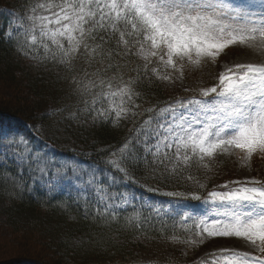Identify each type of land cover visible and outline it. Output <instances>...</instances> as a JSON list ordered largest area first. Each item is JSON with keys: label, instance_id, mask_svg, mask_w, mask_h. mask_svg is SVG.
Returning <instances> with one entry per match:
<instances>
[{"label": "snow or ice", "instance_id": "1", "mask_svg": "<svg viewBox=\"0 0 264 264\" xmlns=\"http://www.w3.org/2000/svg\"><path fill=\"white\" fill-rule=\"evenodd\" d=\"M19 20L18 55L32 67L73 74L76 111L64 106L54 115H83L93 125L131 120L133 127L103 166L58 158L0 129V164L10 160L20 169L12 180L17 194L27 176L49 193L83 201L85 216L105 225L131 209L126 229L171 231L173 242L194 251L211 244L192 264H264V175L251 174L253 158L264 160V0H30ZM79 61L92 71L75 75ZM208 64L222 69L210 86L140 110L137 89L145 82H179L193 92L184 84L187 72ZM234 155L247 173L209 190L207 173L224 171ZM141 171L160 184L191 182L197 191H163L172 199L159 201L137 195L145 189L136 179Z\"/></svg>", "mask_w": 264, "mask_h": 264}, {"label": "trees", "instance_id": "2", "mask_svg": "<svg viewBox=\"0 0 264 264\" xmlns=\"http://www.w3.org/2000/svg\"><path fill=\"white\" fill-rule=\"evenodd\" d=\"M29 2L0 0V87L7 85L16 92V96L8 100L0 97V125L20 127L29 140L51 146L64 158L103 166L102 161L108 156V150L113 151L120 145L129 135L133 123L126 120L118 125H93L88 122L90 118L86 119L83 115L79 120H64L54 115L57 109L64 106H69V110L75 112L79 101L69 93L68 80L72 73L51 64L32 67L29 60L18 55L15 44L18 33L13 32V29L20 22V14H26ZM76 69L77 76H83L84 70L92 71L83 61L77 62ZM137 90L142 93V98L136 100L141 105V111L170 96L195 94L184 91L173 93L163 85L147 82ZM49 108L50 113L43 114ZM63 115L67 116L68 113L64 112ZM222 167V172L207 173L212 178V183L208 184L209 190L213 183L235 179L237 164L234 157L227 159ZM19 170L10 160L7 166L0 164V222L5 224L3 229L24 237L20 247L23 251L10 254L5 264H135L141 261L140 257L148 250V242L155 244L171 240V231L162 232L157 228L136 232L126 229L123 218L131 209L120 213L118 223L108 225L96 220L90 213L86 217L83 201L77 202L74 196L70 197L62 191L49 193L39 183L33 184L27 176V187L22 195L17 194L12 180L17 178ZM192 174L198 175L195 168ZM136 179L145 185V189H160V192L150 193L138 188L137 195L143 193L158 201L172 199L161 195L163 191H197L191 182L177 183L173 180L160 184L146 178L142 171L136 173ZM199 194L203 195L204 192L200 191ZM184 203L192 206L195 201ZM89 204L94 207L91 201ZM176 235L183 237L186 233L177 231ZM29 242H33L34 249L26 245ZM39 246L45 247L49 253L40 250Z\"/></svg>", "mask_w": 264, "mask_h": 264}, {"label": "rangeland", "instance_id": "3", "mask_svg": "<svg viewBox=\"0 0 264 264\" xmlns=\"http://www.w3.org/2000/svg\"><path fill=\"white\" fill-rule=\"evenodd\" d=\"M228 60H229V57H224V59L220 63L223 64L227 62ZM220 70H222L220 67H215V66H212L211 64L206 65L202 69L189 70L186 74L184 84L185 86L192 88L193 93H195V90L198 89L199 87L210 86L212 83H214V78L216 74L218 73V71ZM167 90L173 93L183 92V89L179 87V82L176 87L167 88ZM15 96H16V92L14 89H10L7 85H5L4 87H0V97L1 98L8 100ZM140 109H141V105H140ZM50 110L51 108L46 109L43 112V114L50 113ZM38 126L41 127V125H38ZM0 129H3L5 131L12 130L14 133L17 134L14 137L16 141H18L21 137L26 138L28 141L31 142V144L35 148L43 149L45 152L51 155H54L58 158L68 160V158H64L63 156H60L59 154H57L51 146L47 145V147H45V145H41L40 142H32L31 140H29L27 138V135L25 134V131H21L20 127H15V126H10V125H0ZM40 141H42L41 138H40ZM8 142L12 143L13 137H10ZM14 150L22 151L23 149L21 148V149H14ZM232 157L235 158L236 164H237V170H236V176H235V179H237L241 177L242 172L247 173L248 169L246 168L241 169V161L238 159L236 155ZM251 168H252V172H251L252 175L261 176L262 172H264V160H261L259 157H254L252 164H251ZM144 196L146 198H149L146 195ZM197 205L198 203L196 204L192 203L193 207H196ZM0 223H1L0 264H5L7 263L5 260L7 258H10L9 257L10 254L13 255L15 253H20L23 251V249H20V247H21V242L24 237L18 236L16 235V233L13 235L12 232L7 231L6 229H3L5 228L4 223L2 222ZM32 243L33 242H29L26 245H30V248L33 247L34 249V245H32ZM147 245L149 247L148 250L142 254V257H140L141 261L137 260L139 262L135 264H192V261L196 259L198 255L202 254L205 251H210L212 249V245L206 243L205 245L201 246L199 250L194 251L191 249H187L185 245L183 244L171 242V240L165 243H163L162 241H158L155 244L148 242ZM13 247L16 248L17 250H15ZM39 247H40V250H46V252L49 253V251L45 247H42V246H39ZM185 252H187V255H185ZM47 256L49 257V255Z\"/></svg>", "mask_w": 264, "mask_h": 264}]
</instances>
